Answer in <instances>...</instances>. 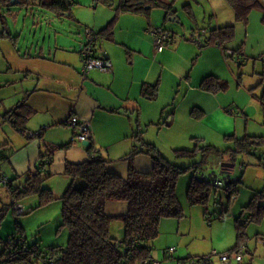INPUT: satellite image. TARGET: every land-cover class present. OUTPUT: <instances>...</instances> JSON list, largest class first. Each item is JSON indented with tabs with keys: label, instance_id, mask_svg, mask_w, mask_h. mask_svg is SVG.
<instances>
[{
	"label": "crops",
	"instance_id": "crops-1",
	"mask_svg": "<svg viewBox=\"0 0 264 264\" xmlns=\"http://www.w3.org/2000/svg\"><path fill=\"white\" fill-rule=\"evenodd\" d=\"M50 1L21 0L19 3V0H14L11 3L10 0V5L0 4V155L12 184L14 176L18 178L22 174L26 180V174L40 166V157L46 153V146L57 147L51 155L50 164L45 166L49 173L46 181L56 176L69 177L66 166L88 161L90 155L108 160L107 170L125 177L128 163L122 159L135 146L144 150L143 143L153 145L144 140L143 134L153 129L154 116L167 106L166 101L158 102L167 91L171 94L174 90V96L187 98V107L192 106V115L205 116L212 104L220 113H225L226 108L219 102L220 91L205 90L202 82L214 77L228 80L227 88L232 87L228 73L234 76L235 73L229 59H238L239 55L231 57L227 54V51H233L227 47L228 43L221 46L209 40L210 30L233 24L236 20L226 0H196L203 8L202 16H198L195 8L187 3L185 11L192 19L186 26L177 17L173 0H160L161 5L149 7L144 13L121 11L118 9L121 0H69V11L62 13L43 5ZM16 5L23 6L25 10L22 27H18L20 15L15 16L10 9ZM163 11L164 21H178L184 30L182 38L175 39L174 27L169 31V25L159 24L158 16ZM10 17L14 20L13 27L8 23ZM29 19L31 23L28 25ZM158 27L174 36L173 42L161 52L155 50L149 33L150 29ZM87 31L97 37L96 56L108 60L111 69L92 70L82 77L81 51L87 44ZM27 35H30L29 40ZM196 35L201 37L203 46L195 43ZM237 50L238 53L242 51ZM241 85L248 92L242 93L247 102L240 109L241 114L236 113L233 119L249 120L250 109L254 105L263 115L264 122V75L255 85L245 84L243 78ZM145 87L154 96L144 95ZM10 112L26 116L24 133L4 119ZM173 114L171 110L165 119L161 117L156 124L170 127L174 123ZM70 115L90 123L92 154L87 151L88 147L72 141V131L64 125ZM39 131V135L28 136ZM244 136L264 138V128L257 133L247 126L240 132L235 126L234 134L230 135L235 146L219 151L223 155L216 164L219 168L224 162H232L233 152L237 149L236 140ZM136 141L142 145L137 146ZM133 163L137 172L147 173L152 169V161L143 153L137 155ZM198 171L205 173L202 169ZM262 186L261 190L257 186L251 187V197L255 193L264 194V181ZM46 187L51 190L49 184ZM0 188L9 193L6 187ZM110 203V210H105L110 215L124 214L127 210L124 202H107ZM263 215L264 212L258 219ZM173 223L161 220L159 230L164 232L177 226L178 232L181 224ZM245 237L244 254L254 258L255 250L248 248V237ZM257 239L258 246L261 238ZM173 242L166 240L161 254L163 259L174 258L175 255L178 261L188 257H182L180 243L177 241L175 249ZM260 245L264 247V243ZM169 248L175 249L172 256L166 253ZM151 258L154 264H169L162 263L158 254L152 256V251Z\"/></svg>",
	"mask_w": 264,
	"mask_h": 264
},
{
	"label": "rangeland",
	"instance_id": "rangeland-1",
	"mask_svg": "<svg viewBox=\"0 0 264 264\" xmlns=\"http://www.w3.org/2000/svg\"><path fill=\"white\" fill-rule=\"evenodd\" d=\"M172 3L177 17L184 22V25H189L192 19L185 11L187 3L195 8L198 16L203 14L202 6L196 0H173ZM22 7L21 5L10 7L15 16L20 15L18 27L23 26L22 20L26 16ZM164 14L163 11L158 16L159 24L169 25V31H172L171 28L174 27L175 39L176 37L182 38L184 30L178 24V21L176 20L175 23L164 21ZM8 23L10 27L14 26V20L11 17L8 18ZM29 23H31L30 19L28 25ZM233 24L234 38L227 44V47L233 49L235 56L239 55V58L229 59L235 73V76L228 73L232 87L220 91L219 102L223 108H226L225 113H220L212 104L211 107L208 106L205 116L192 115L190 113L192 106L187 107V104H189L187 98L184 100L180 96H174V90L171 94L167 91L164 97L158 100L160 103L166 101L167 106L163 109V112H157L154 116L156 121L152 126L153 129L149 132L145 131L143 134L144 140L152 143L168 162L180 168H187L179 174L175 185L176 197L184 215L179 219H162V221L172 223L174 221L173 224L179 222L181 228L178 232H176L177 226L172 229L169 227L170 230L164 232L159 230L157 238L150 242L153 247L152 256L158 254L160 261H163L162 263H178L175 260L177 259L175 255L174 258L167 257L165 260L161 255L165 249L167 239L174 241L172 244L175 249L178 246L177 241L180 243L179 252L183 254L182 257H194L198 253V256L209 255L214 251L225 253L230 250L236 242L235 219L241 216L242 207L249 203L253 193L251 187L257 186L259 190L263 188L264 141L259 144L257 151L255 150L251 154L240 153L236 155L231 177L232 179L241 180L240 183L236 184L239 193L228 199L223 188L216 190L211 186L209 197L204 204L190 205L187 199L189 182L195 177L198 169H202L208 175L213 171L217 172L219 170L216 165L217 161L223 156L219 154V151L232 149L235 146L234 140L231 137L229 138L230 135L234 134L235 126L238 127L240 132L247 129V126L251 131L257 133L264 128L263 115L261 116L260 111L254 105L250 109L251 118L249 120L244 118L241 120L233 119L236 113L241 114L240 109L247 102L245 98H242V93L248 94L241 85L243 78H245V84L249 82L251 85H255L257 80L262 79L264 75V11L255 9L251 12L246 24L236 20ZM189 34L187 31V36ZM29 38L30 35H27L28 40ZM237 49L242 51L238 53ZM224 81L228 82L227 86H229V81ZM171 110L174 111L172 115L174 123L170 127L162 123L157 125L156 122L161 117L165 119ZM240 117L243 116L240 115ZM159 127L162 129H159ZM136 144L137 146L142 145L138 144V141H136ZM208 146L215 149L208 148ZM187 153H193V156H187ZM260 163L262 165H259ZM194 164L198 165V169L192 167ZM6 173L4 160L1 159L0 155V174L5 177L7 176ZM24 178L22 174L18 178L14 176L13 184L22 186L25 183ZM70 180L69 177L56 176L46 181L44 186L46 187L49 184L53 195V198L47 203L42 204L39 195L34 193L28 194L21 201H17L23 203L26 212L19 217L13 211L11 196L3 191V188H0V217L4 215L0 222V253L4 250L6 242H9L14 235L20 236L17 233L16 221L23 229L25 242L29 246H36L41 252L50 247H66L69 232L67 228L60 226L62 224L60 215L61 196ZM54 184L55 187L53 188ZM261 204L264 205V198L261 200ZM110 206L111 203L106 204L105 210L109 211ZM221 215L224 217L222 221L220 220ZM244 216L246 218L249 214L246 213ZM111 228L110 235L117 240H122V222L119 220L114 221ZM245 233L248 237V248L252 251L255 250L254 258H251L248 254H243L241 262L231 260L230 264H264V247L260 245L262 243L256 245V240L259 241L257 238L264 240V215L262 218L249 223L245 227ZM213 249L214 251H212ZM214 262L215 264H228L221 263L218 259H215ZM35 264H43V262L37 260Z\"/></svg>",
	"mask_w": 264,
	"mask_h": 264
},
{
	"label": "trees",
	"instance_id": "trees-1",
	"mask_svg": "<svg viewBox=\"0 0 264 264\" xmlns=\"http://www.w3.org/2000/svg\"><path fill=\"white\" fill-rule=\"evenodd\" d=\"M226 1L233 9L236 21L244 24L248 22L253 10H263L260 0ZM160 3H162L160 0H121L118 9L124 12L144 13L147 8L159 6ZM0 4L10 5V0H0ZM43 5L63 13L69 11L71 2L51 0ZM233 37L234 26L230 24L210 30L209 40L222 46L231 42ZM202 87L216 92L225 90L227 84L217 78L208 77L202 82ZM149 91L150 89L145 87L143 94L154 96V93ZM4 119L11 121L17 126L18 131L24 133L26 116L10 112L4 116ZM263 141V137L255 136L237 139V149L233 152L231 163H234L237 154H251L257 151ZM143 146L144 150L135 146L131 153L122 159L128 163L125 177L109 172L106 168L108 160L94 155H90V159L83 163L68 164L66 174L72 181L61 196L60 214L62 219L60 226L67 228L69 232L66 247H50L41 252L38 247L29 246L25 242L23 229L16 221L17 233L20 236L14 235L9 242H6L4 250L0 253V264H35L37 260L43 264H137L143 260L153 261L151 258L153 247L150 242L159 234L160 221L164 218L179 219L184 215L176 197L175 185L179 174L187 168H180L168 162L155 146L147 143H143ZM46 148V153L40 157V166L34 172L29 171L26 174L22 186L24 190L11 182L4 186L12 201H20L31 193L38 194L42 204L53 198L52 191L44 186L49 177L45 166L50 164L51 155L57 147L46 146ZM208 148L213 147L208 146ZM87 151L91 153V143ZM140 153L145 154L152 161L150 172L141 173L135 170L133 159ZM186 155L193 156V153ZM192 167L198 169L197 164ZM220 169L222 171L221 166ZM240 182V179L228 181L223 189L228 199L236 194V184ZM211 186L210 183L201 182L196 177L192 178L187 189L189 204H204L209 197ZM263 198V193H255L249 203L242 208L241 216L235 219L236 243L225 253H234L239 246H244L245 227L250 220L258 219L264 212V205L261 204ZM109 201L124 202L127 205L126 212L119 215L108 214L105 206ZM245 212H248L249 216L242 219ZM25 213L24 211L23 214ZM3 216L0 217V222ZM116 220L123 224L122 240L110 235V227ZM214 258L218 259L211 257V254L188 256L178 260L177 264H189L192 260L195 264H215Z\"/></svg>",
	"mask_w": 264,
	"mask_h": 264
},
{
	"label": "built area",
	"instance_id": "built-area-1",
	"mask_svg": "<svg viewBox=\"0 0 264 264\" xmlns=\"http://www.w3.org/2000/svg\"><path fill=\"white\" fill-rule=\"evenodd\" d=\"M263 10H264V0H260ZM149 33L153 37L154 40V47L157 52H161L163 48L173 42V37L170 35V33L166 30H164L162 27L153 28L149 30ZM87 38V44L82 48V56H83V65L81 68V76H86L90 71L92 70H98V71H109L111 69V64L108 60L100 58L96 56L95 54V42L97 40V37L92 34L91 32L86 33ZM195 43L198 45L203 46V42L201 40V37L196 35L194 38ZM227 54L229 56H235V53L233 51H227ZM238 56V55H237ZM64 125L68 127L72 131V141L78 142L80 144H83L84 146L88 147L92 138V132L90 123L88 121L82 120L77 116L70 115L64 122ZM41 132H37V134H29V137H34L35 135H39ZM196 179L201 182H207L212 185L215 189H224L227 186L228 179L225 178L224 175H222L221 169L213 171L212 173L205 174L201 171H198L195 175ZM10 180L4 175L0 174V185L6 186ZM21 189H25L24 187H21ZM13 211L17 217L22 215L25 211L23 205L20 202L13 200ZM224 217L222 216L220 220L222 221ZM250 218H248L249 220ZM260 243H264V240L261 239ZM11 245V244H10ZM174 248H169L166 253L170 256L174 253ZM244 254V246H239L236 252L234 253H223L218 254L217 252H213L211 254V257H216L221 263H230L231 260H235L236 262H241L242 255ZM137 264H154V261L150 260H143L138 262ZM189 264H195L194 260L189 262Z\"/></svg>",
	"mask_w": 264,
	"mask_h": 264
},
{
	"label": "water",
	"instance_id": "water-1",
	"mask_svg": "<svg viewBox=\"0 0 264 264\" xmlns=\"http://www.w3.org/2000/svg\"><path fill=\"white\" fill-rule=\"evenodd\" d=\"M11 3H14V0H11ZM43 128H45V127H43ZM220 166L222 168V171H221L222 175H225V178L228 179V181H236L237 180V179H232V177H231V173L234 169V163L224 162Z\"/></svg>",
	"mask_w": 264,
	"mask_h": 264
}]
</instances>
